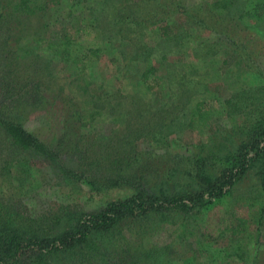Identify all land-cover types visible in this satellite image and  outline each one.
<instances>
[{"label":"rangeland","instance_id":"374dc122","mask_svg":"<svg viewBox=\"0 0 264 264\" xmlns=\"http://www.w3.org/2000/svg\"><path fill=\"white\" fill-rule=\"evenodd\" d=\"M15 1L0 0V12ZM258 2L61 0L0 21V235L60 234L109 201L195 186L192 159L247 142L264 115ZM149 9L157 25L134 14L154 17ZM79 24L93 35L58 54ZM202 101L208 122L193 129ZM14 115L42 148L11 143L3 124ZM262 245L264 157L210 208L131 216L94 235L85 254L26 255L19 264H250Z\"/></svg>","mask_w":264,"mask_h":264},{"label":"trees","instance_id":"16d2710c","mask_svg":"<svg viewBox=\"0 0 264 264\" xmlns=\"http://www.w3.org/2000/svg\"><path fill=\"white\" fill-rule=\"evenodd\" d=\"M60 1L44 0L39 5L38 0H16L12 8L9 9V13L0 12V21L7 22L10 21L9 18L12 20V12L24 16L35 15L39 10H43L50 4L57 5ZM257 8L264 12V2L259 0ZM149 11L150 14H154L155 21H151L153 16L149 14L145 15L141 12L134 14L148 24L157 25L162 21L156 11L152 9ZM164 30L167 33L169 27H164ZM93 32L94 27L91 24H79L76 28H72V32L68 30L66 38L61 39L65 48L58 54H68L74 40L90 38ZM92 52L93 55L98 53L97 50H92ZM205 103L202 101L199 105L206 108L207 104ZM210 110L207 107L206 111L197 112V117L193 116L190 126L193 129H200L208 122ZM75 116H78L79 119L82 118V110L75 111ZM69 122L71 119L66 121V123ZM252 126L249 140L247 142L243 140L235 152L225 156H213L210 151L190 161V164L198 172L196 176L199 178L196 179L195 186H188L185 189L169 193L160 191V193L145 195L137 192L124 199L109 201L98 210L81 211L73 219L71 227L56 235H41L21 228L8 229L0 235V264H19L26 255L50 257L56 253L73 249H80L85 254L82 248L84 247L85 250V246L91 244L94 235L118 227L128 217L140 218L152 212L191 213L212 207L227 197L234 186L249 172L252 165L260 157H264V115ZM3 127L5 135L17 148L37 149L43 147V142L34 133L28 131L19 116H8ZM205 127H208V124ZM20 174L23 175L21 169ZM245 224V220H240L238 226L233 228L235 233H238L239 226H245ZM197 242V244H201L199 239ZM257 250L250 264H264V250Z\"/></svg>","mask_w":264,"mask_h":264}]
</instances>
